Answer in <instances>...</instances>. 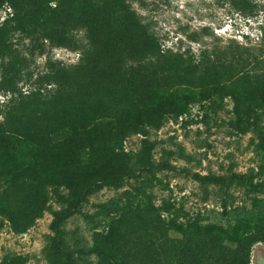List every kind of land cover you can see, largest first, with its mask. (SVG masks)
<instances>
[{
  "label": "rangeland",
  "instance_id": "rangeland-1",
  "mask_svg": "<svg viewBox=\"0 0 264 264\" xmlns=\"http://www.w3.org/2000/svg\"><path fill=\"white\" fill-rule=\"evenodd\" d=\"M0 30V133L24 140L46 127L47 103L59 86L94 73L162 78L170 72L164 57L177 56L182 66L194 65L193 85L212 64L264 80V0H0ZM249 92L260 93L255 85ZM233 106L229 96L215 98L150 129L146 144L139 134L129 136L124 148L135 167L128 174L79 199L66 188L53 192L25 231L14 232L0 215V264H61L71 250L74 264H98V255L76 249L93 247L120 216L148 206L182 226L201 227L227 214L264 212V107L239 122ZM138 238H125L126 251ZM155 240L169 261L185 251L202 264H255L264 223L241 245L174 230Z\"/></svg>",
  "mask_w": 264,
  "mask_h": 264
},
{
  "label": "trees",
  "instance_id": "trees-1",
  "mask_svg": "<svg viewBox=\"0 0 264 264\" xmlns=\"http://www.w3.org/2000/svg\"><path fill=\"white\" fill-rule=\"evenodd\" d=\"M90 22L94 23L93 19ZM4 42L0 30V54ZM144 44L150 48L152 39L147 36ZM162 66L170 71L162 78L94 73L61 85L47 103L50 118L37 135L24 140L13 133H0V182L5 184L0 215L8 219L14 232L25 231L43 215L53 192L66 188L79 199L99 183H115L128 174L135 167L124 148L129 136L139 134L146 144L150 129H159L166 119L184 117L193 106L203 108L215 98L231 97L239 122L243 116L249 121L264 107V80L255 77L251 81L244 69L207 65L193 85L194 65L182 66L179 57L165 56ZM254 85L260 91L256 96L249 92ZM145 148L150 150L149 145ZM262 223L264 212H252L245 216L227 214L223 219L208 220L202 227L195 222L182 226L148 206L120 216L93 247L76 252L98 255V264H202L197 253L185 251L169 261L167 249L156 243L158 232L174 230L194 240L217 239L241 245ZM142 232L149 234L150 242H144ZM135 234L141 243L134 240L126 251L130 244L125 238ZM252 242L244 249L246 255ZM73 254L74 250L64 254L61 264H74Z\"/></svg>",
  "mask_w": 264,
  "mask_h": 264
},
{
  "label": "water",
  "instance_id": "water-1",
  "mask_svg": "<svg viewBox=\"0 0 264 264\" xmlns=\"http://www.w3.org/2000/svg\"><path fill=\"white\" fill-rule=\"evenodd\" d=\"M255 264H264V248L263 247H257L255 252Z\"/></svg>",
  "mask_w": 264,
  "mask_h": 264
}]
</instances>
